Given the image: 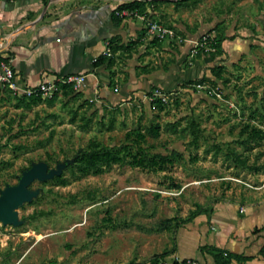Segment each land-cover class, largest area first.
<instances>
[{
	"label": "rangeland",
	"instance_id": "obj_1",
	"mask_svg": "<svg viewBox=\"0 0 264 264\" xmlns=\"http://www.w3.org/2000/svg\"><path fill=\"white\" fill-rule=\"evenodd\" d=\"M151 2L156 12L141 15L181 37L211 34L219 40L217 55L225 39H255L252 58L231 63L230 72L216 66L217 80L203 76L199 84L216 89L221 98L196 87L198 83L177 85L166 92L161 111L150 104L152 90H143L140 97L101 103L81 100L75 91L65 96L57 89L53 103L42 101L30 109L17 108L20 97L4 94L0 98V191L17 184L22 171L38 162L49 167L64 164L68 183L46 180L29 186L36 196L17 209L22 224L0 222V264H13L35 243L22 264L46 263L71 247L70 255L79 264H132L151 253L149 245L173 241L178 228L173 224L202 214L236 183L231 179L253 178L255 185L262 179L264 184V139L243 144L251 127L264 130V0H201L195 6H177L174 0ZM123 17L142 20L133 14ZM167 43V63L174 69L190 68L189 50L187 56L178 50L185 43ZM261 86L262 92L256 90ZM191 120L200 129L197 145L191 142ZM174 124L176 130L171 128ZM151 125H159V134L146 135L140 145L144 152L181 154L166 169L153 172L114 164L100 174L77 177L68 167L89 139L119 146L126 131L145 132ZM245 126L248 130L243 132ZM131 145L134 151L137 146ZM235 154L260 168L255 172L237 166ZM39 211L44 214L27 218ZM166 219L170 229L162 228Z\"/></svg>",
	"mask_w": 264,
	"mask_h": 264
},
{
	"label": "crops",
	"instance_id": "obj_2",
	"mask_svg": "<svg viewBox=\"0 0 264 264\" xmlns=\"http://www.w3.org/2000/svg\"><path fill=\"white\" fill-rule=\"evenodd\" d=\"M127 1L131 0H0V61L10 60L19 87L83 74L85 80L76 90L80 99L112 103L128 95L140 97L143 90L158 88L166 93L177 85L187 87L203 76L217 80L216 66L230 72L231 63L253 56L255 39L228 38L221 45V55L215 49L200 52L192 58L190 68L174 69L167 63L169 40L153 39L138 18L114 14ZM144 12L147 16L156 12L151 0H146ZM106 48L113 63L94 66ZM178 50L187 56L189 45ZM256 90L262 92V86ZM6 93L9 91L0 92V98ZM240 180L243 183L234 181L202 214L179 226L173 241L149 245L151 253L142 254L132 264H150L161 253L166 255L156 264L175 258L215 264L213 255L218 252L229 257V264H264V184L262 179L258 185L253 178ZM35 245L13 264H22ZM73 250H64L43 264H79L70 255Z\"/></svg>",
	"mask_w": 264,
	"mask_h": 264
},
{
	"label": "trees",
	"instance_id": "obj_3",
	"mask_svg": "<svg viewBox=\"0 0 264 264\" xmlns=\"http://www.w3.org/2000/svg\"><path fill=\"white\" fill-rule=\"evenodd\" d=\"M201 0H174L177 6H186V5H197ZM146 0H131L127 2H123L119 4L114 10V14L117 16L123 10H127L130 12L142 13L145 9ZM123 17V16H121ZM214 44V49L217 50L219 46V40H216ZM215 52V51H214ZM107 61L108 64L113 63V58L108 57L104 54L98 56L94 61V66H98ZM202 79L197 81H192L190 83H200ZM58 90H61L65 96H70L74 91L71 84L66 83H58ZM79 95L77 92L75 93ZM57 98V92L53 94L52 97L43 99L40 96H30V97H20L16 98V107L30 109L33 105H36L40 102H47L49 104L53 103ZM150 104L152 107L157 108L158 111L163 110L165 103L161 101L158 97H153L152 93L150 94ZM113 126V121L110 122V127ZM177 124L171 125L172 130H176ZM188 128L193 134L192 144H198V137L200 135V129L198 124L191 120L188 123ZM248 130V126H245L243 132ZM157 136L159 134V125H151L145 129V132L141 130H128L124 135V143L119 146H109L103 144L101 141L92 138L89 139L86 146L80 148L76 151L75 156H73L70 165L68 166L73 175L85 176L89 174H100L110 168L114 164L124 165L127 164L130 167H137L148 171H162L170 166L174 159H177L181 156V154L176 150H171L169 154H147L144 152L140 145L145 141L146 135ZM264 139V130L260 127H251L243 141L244 145H247L255 140ZM131 144L136 145V149L133 151L131 149ZM234 160L237 166L257 171L260 167L257 165H248L246 158H241L237 154L234 155ZM46 182H52L55 185H66L68 183V179L64 176L62 172L58 176H54L52 179L47 180ZM175 188H179V185H173ZM44 214L43 211H39L37 213H32L27 216V218L31 219L37 215ZM192 217L188 219H178L173 227H179L189 221ZM163 229H170V219H166L162 223ZM262 253H264V246L262 247ZM166 255V253H161L159 255H155L150 260V264H156L159 257ZM215 264H229V257L227 258L221 252H218L213 255ZM237 258H242L237 256ZM172 264H186L184 261L178 263L173 262Z\"/></svg>",
	"mask_w": 264,
	"mask_h": 264
},
{
	"label": "built area",
	"instance_id": "obj_4",
	"mask_svg": "<svg viewBox=\"0 0 264 264\" xmlns=\"http://www.w3.org/2000/svg\"><path fill=\"white\" fill-rule=\"evenodd\" d=\"M136 15L141 18L145 23V28L148 34L152 37H156L158 40H176L178 42H184L189 45V55L191 57L196 56L200 52H211L214 50V44L216 43L215 37L209 33L200 35L199 37H181L173 29L163 26L158 21L149 19L140 13L130 12L123 10L118 15ZM104 55L110 56L111 51L109 48H106ZM85 80V75H68L64 78L58 79L57 81H44L39 83L34 87H19L14 79V72L10 60H1L0 61V92L9 91L12 96L18 97H30V96H40L43 99L50 98L58 89V83L71 84L74 90H78ZM196 87L207 90V93L217 98H221V93L214 88L204 87L202 84H196ZM153 97H158L162 102H167L168 94L162 92L159 89H155L152 92ZM223 179V178H222ZM233 181L243 183L240 179H231ZM246 185H248L246 183ZM249 186V185H248ZM186 264H199L197 261L192 259H178L175 258L172 262H167L165 260L158 262V264H172L173 262H182Z\"/></svg>",
	"mask_w": 264,
	"mask_h": 264
},
{
	"label": "water",
	"instance_id": "obj_5",
	"mask_svg": "<svg viewBox=\"0 0 264 264\" xmlns=\"http://www.w3.org/2000/svg\"><path fill=\"white\" fill-rule=\"evenodd\" d=\"M64 166L58 163L55 167H49L45 162H38L23 170L17 184L7 185L0 191V222L3 225H21L17 209L36 196L29 186L34 181H46L60 175Z\"/></svg>",
	"mask_w": 264,
	"mask_h": 264
}]
</instances>
